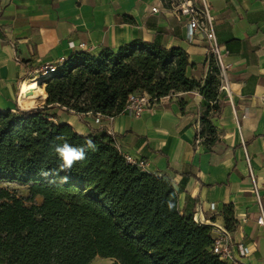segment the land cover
Returning <instances> with one entry per match:
<instances>
[{
	"label": "trees",
	"instance_id": "16d2710c",
	"mask_svg": "<svg viewBox=\"0 0 264 264\" xmlns=\"http://www.w3.org/2000/svg\"><path fill=\"white\" fill-rule=\"evenodd\" d=\"M134 22L132 18L129 19ZM189 56L142 38L98 55L74 52L44 80L53 104L77 114L117 116L130 94L160 98L200 89L219 110V68L189 78ZM49 108H0V182L28 186L30 205L0 188V264H226L209 250L211 227L181 212L167 180L130 163L105 129L83 136L45 116ZM208 144L219 138L210 111ZM104 131V132H103ZM228 228L234 206L225 208Z\"/></svg>",
	"mask_w": 264,
	"mask_h": 264
},
{
	"label": "crops",
	"instance_id": "0c3cea01",
	"mask_svg": "<svg viewBox=\"0 0 264 264\" xmlns=\"http://www.w3.org/2000/svg\"><path fill=\"white\" fill-rule=\"evenodd\" d=\"M216 33L223 51H229V83L219 92V110L213 109L200 89L172 92L166 102L141 117L125 113L115 117L113 128L120 153L143 161L147 173L164 178L178 193L181 212L194 214L214 230H227L235 245L250 249L244 261L264 260V0H209ZM154 0H0V108H49L56 124L70 125L83 136L100 134L94 115L77 114L53 104L24 107L25 84L36 79L40 62L68 59L84 51L98 55L117 51L142 38L167 48L182 47L191 66L187 75L205 84L209 71L208 44L186 40L185 21L174 15L153 13ZM130 18L134 20L130 22ZM40 93H33L35 97ZM246 108L254 112L245 116ZM210 111L219 140L210 145L201 116ZM107 120L103 118L105 124ZM104 132V131H103ZM107 132V131H106ZM42 199V197H38ZM234 206L236 224L227 227L225 208Z\"/></svg>",
	"mask_w": 264,
	"mask_h": 264
},
{
	"label": "built area",
	"instance_id": "2783aa9c",
	"mask_svg": "<svg viewBox=\"0 0 264 264\" xmlns=\"http://www.w3.org/2000/svg\"><path fill=\"white\" fill-rule=\"evenodd\" d=\"M157 4L151 5V11L153 13H163L174 15L179 19L185 21L186 26V40L189 43H195L197 41H203L208 44L209 58H212L219 68V92L224 91L229 83L228 71L229 65L225 63V57L229 54V51H223L220 47L218 36L216 33V21L214 16V10L212 9L209 0H154ZM69 46L72 49L78 48L84 50L85 43L77 46L74 42H70ZM64 59L59 62L51 64L40 62L37 65L35 72L37 73L36 79L43 81L48 79L53 73L57 71L59 65L64 63ZM168 95L160 98H153L147 93L135 92L129 95L122 113H125L130 118L141 117L144 113L154 109L158 102H166ZM254 108H246L245 116L252 114ZM94 115L95 122L99 124L103 129L111 135L116 143V132L113 128L115 120L114 115L104 116L102 114ZM45 116L51 121L56 120L49 114L45 113ZM103 118L107 121L103 123ZM201 133V129H199ZM116 147L121 151L120 146ZM130 163L138 166L141 169L145 168L143 161H136L132 158L127 159ZM259 174H264V168L259 170ZM198 224L202 225L201 220L197 219ZM260 225H264L263 218L258 219ZM214 236L212 243L208 250L219 258L221 262L226 264H246L244 257L251 253L250 249L243 245H235L232 235L227 230H214ZM264 264V260L259 263Z\"/></svg>",
	"mask_w": 264,
	"mask_h": 264
},
{
	"label": "bare ground",
	"instance_id": "6f19581e",
	"mask_svg": "<svg viewBox=\"0 0 264 264\" xmlns=\"http://www.w3.org/2000/svg\"><path fill=\"white\" fill-rule=\"evenodd\" d=\"M35 92L40 94L35 97L30 96ZM48 99H49V93L40 90L38 81L34 80L33 82L24 85L20 103L24 107L32 108V107L47 105ZM262 233L264 234L263 228H262Z\"/></svg>",
	"mask_w": 264,
	"mask_h": 264
},
{
	"label": "rangeland",
	"instance_id": "374dc122",
	"mask_svg": "<svg viewBox=\"0 0 264 264\" xmlns=\"http://www.w3.org/2000/svg\"><path fill=\"white\" fill-rule=\"evenodd\" d=\"M0 188L9 190L13 195L22 198L28 205L32 204L33 202L37 204H40L42 202V199L38 197L33 200L30 199V190L28 186H23L17 183L0 182ZM113 262L114 261L111 259L97 257L91 264H112Z\"/></svg>",
	"mask_w": 264,
	"mask_h": 264
}]
</instances>
